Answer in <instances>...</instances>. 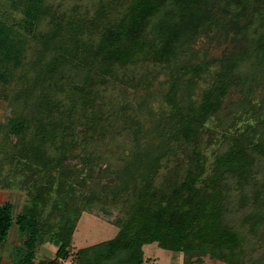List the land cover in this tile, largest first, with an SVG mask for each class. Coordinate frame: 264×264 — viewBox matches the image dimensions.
Returning a JSON list of instances; mask_svg holds the SVG:
<instances>
[{
	"label": "trees",
	"instance_id": "trees-1",
	"mask_svg": "<svg viewBox=\"0 0 264 264\" xmlns=\"http://www.w3.org/2000/svg\"><path fill=\"white\" fill-rule=\"evenodd\" d=\"M0 1L19 18L11 23L0 12V83L21 88L7 121V159L26 174L19 211L13 200L0 205V243L16 223L24 264H143L151 243L184 264H205L195 252L264 264L252 255L264 245L256 167L264 160V94H256L264 79V0ZM224 21L246 45L209 58L194 45ZM76 124L88 135L82 154ZM126 132L134 147L120 157L110 143ZM204 135L232 141L210 165L195 148ZM116 206L115 237L72 252L82 215L105 216V207ZM245 206L236 226L233 212ZM48 239L55 257L30 263Z\"/></svg>",
	"mask_w": 264,
	"mask_h": 264
},
{
	"label": "rangeland",
	"instance_id": "rangeland-1",
	"mask_svg": "<svg viewBox=\"0 0 264 264\" xmlns=\"http://www.w3.org/2000/svg\"><path fill=\"white\" fill-rule=\"evenodd\" d=\"M218 7L219 5L217 4L212 7L215 13L220 12V7ZM0 12L5 16H8V19L11 21V23L19 21V18L12 11L10 4L6 1H0ZM246 14H248V16L252 15L250 10L246 12ZM225 22L226 21L221 22V26L219 25V27H215L214 32L201 34L194 45L195 48L199 49L200 51H205L209 58L213 56H219L223 54V52L231 53L234 50H239L238 48H236L235 44H238L239 48L242 49V47L245 46L246 43L243 40H241L240 42L236 38L233 40L232 33H230L231 30L229 31V24ZM72 74L75 85H81L82 83L78 78L79 76H77L75 73ZM56 78L59 79L58 77ZM257 81L259 80L257 79ZM20 89V86L15 81L9 85L0 83V205L3 202L13 200L16 203L17 212L21 208L26 197V189L19 188V185H22L21 181L25 179L26 174L20 173L19 171L18 173H16L14 163L12 162V164H10V161L7 159L10 155L11 146V142L7 137V121L11 116V109L13 108V106L11 105L12 96H15L20 91ZM256 91V94L258 96H262L264 94V79L257 82ZM239 95L240 94L238 93V89L234 90L233 93L229 95V99L236 100ZM158 99V96H156L150 101V103L157 104ZM97 102L104 104L103 99L100 97L97 98ZM94 107L97 106L94 104ZM231 109L234 110L235 107H232ZM144 110H146V107ZM72 133L74 136L73 140H77L78 142L77 144H74L75 147H77V149H75L77 153L82 154L84 151L83 146L87 145L83 143V140L88 135H86L85 131L82 130V127L77 124L72 125ZM212 139L211 135H204L202 141H200L201 146L195 147L196 149L202 148L205 154L209 157L207 165H210V163L214 159V154L216 152H225L232 144V141L229 140L221 141L219 143L217 140H214V142H212ZM113 141L114 139L110 144L114 143L113 146H115L116 148L114 152L116 155L119 154L120 157L124 155V151H129L132 147H134V141L132 139V135L129 132L120 135L114 142ZM87 143L89 144V147L94 146L93 142H89V140L87 141ZM56 151L58 150H56V148H53V153H55ZM99 152L102 151L99 150ZM186 155H188V153H186ZM186 155L183 151H181V155L179 157H182L181 162L184 161ZM257 165L258 166L256 167L258 171V180L260 184L264 185V160H261L259 164L257 163ZM166 169L167 168L164 167L161 170L162 172H165ZM255 181L251 182L249 187L244 189L246 193H251V186ZM239 193L240 192L238 188H234L232 199L235 204L239 203ZM239 207L240 205L237 206V208ZM249 208L250 206H245L244 209L240 208L239 211L236 212L235 210L233 212L234 215H232L231 220L235 223L236 226H240L242 224L244 215L247 214ZM103 210H106L107 215L100 216L98 214L91 215L89 213H84L82 215V217L78 221L76 231L74 233L72 243L73 247H71L72 252L73 249H78L81 247L92 245L94 243L111 239L118 233V227L112 223L115 217H117V215L119 214L118 207H105ZM46 240L40 241V243L37 245L35 256L33 260L30 259V263H33L32 261H36V263H39L40 261L53 259L55 257L57 246L53 243H50L49 239L48 241ZM22 241L23 238H20L18 236V226L15 223L11 228L8 240L5 243H0V264H15V261H19V264H24L26 256L19 255L18 249L20 247L17 245L20 242L22 243ZM143 248L146 256L145 262L143 264H153V262L154 264H169L171 262V259L173 258V252L171 250L161 248L157 243L146 244ZM194 254H197V256L203 255L202 262L206 264H219V261H221L217 258H210L206 253L195 252ZM252 255L258 260L264 262V245H261L257 249L252 250ZM22 258L24 259L20 262ZM70 260L71 258L66 259L64 260V262H62V264H70Z\"/></svg>",
	"mask_w": 264,
	"mask_h": 264
},
{
	"label": "crops",
	"instance_id": "crops-1",
	"mask_svg": "<svg viewBox=\"0 0 264 264\" xmlns=\"http://www.w3.org/2000/svg\"><path fill=\"white\" fill-rule=\"evenodd\" d=\"M145 246V245H144ZM144 253H145V251H144ZM145 258H146V256H145ZM210 259V258H209ZM211 260V259H210ZM62 262H64V261H62ZM62 262H61V264H62ZM153 264H154V262H153ZM169 264H184V258H183V256L182 255H177V256H174L173 255V258L171 259V262L169 263ZM206 264V263H205ZM219 264H227V263H225V262H223V261H219Z\"/></svg>",
	"mask_w": 264,
	"mask_h": 264
}]
</instances>
